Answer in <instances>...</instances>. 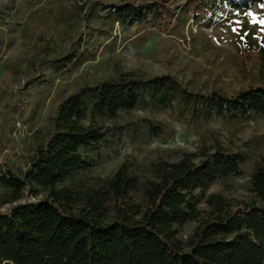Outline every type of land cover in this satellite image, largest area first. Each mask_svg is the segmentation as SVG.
<instances>
[{
    "label": "rangeland",
    "instance_id": "1",
    "mask_svg": "<svg viewBox=\"0 0 264 264\" xmlns=\"http://www.w3.org/2000/svg\"><path fill=\"white\" fill-rule=\"evenodd\" d=\"M118 1L0 0L1 173L26 169L34 148L51 134L61 100L82 85L109 80L120 71L141 79L169 75L202 95L264 80V24L259 23L264 20V0H250L246 9L237 1L223 7L221 0H175L178 8L167 11L169 22L160 20L150 0H135L145 2L140 20L116 21L100 9V3ZM249 36L261 42L256 53L247 55L243 49L255 46ZM166 90L145 85L137 89L133 107L118 110L115 117H92L113 130L90 147L93 165L71 172L61 185L94 186L126 163L141 188L155 178L161 162L187 155L194 162L210 161L215 147L221 146L228 154L237 153L241 164L237 172L209 183L206 194L248 198L250 176L264 165V115L219 114L211 102L183 101L177 86ZM89 121L87 113L85 123ZM34 193L31 201L46 191L36 187ZM9 194L0 183V201ZM131 194L141 201L140 189ZM199 208L207 209L203 203ZM197 223L179 226V238L186 239Z\"/></svg>",
    "mask_w": 264,
    "mask_h": 264
},
{
    "label": "trees",
    "instance_id": "2",
    "mask_svg": "<svg viewBox=\"0 0 264 264\" xmlns=\"http://www.w3.org/2000/svg\"><path fill=\"white\" fill-rule=\"evenodd\" d=\"M234 1L245 9L250 2L221 0L223 7ZM147 3H153L154 12L166 22L167 11L178 8L175 0ZM99 6L116 21L145 16V2L120 0ZM248 38L255 46L243 49L247 55L256 53L261 42ZM145 85L157 90L177 86L183 101L211 102L219 114L264 115V80L228 93L202 95L169 75L141 79L120 71L109 80L80 86L57 105L52 132L34 148L26 169L0 172V183L10 190L0 204L35 197L36 187L46 191L43 198L0 214V264H264V165L250 176L248 198L232 200L205 192L215 179L239 170L240 156L228 154L224 147H215L210 161L194 162L189 155L163 161L155 178L141 188L126 163L94 186L61 185L71 172L93 165L90 147L113 130L92 117H115L118 110L133 107L137 89ZM87 113L90 121L85 123ZM139 189L140 202L131 194ZM200 203L207 209L201 210ZM187 221L198 223L186 239L179 238L178 228Z\"/></svg>",
    "mask_w": 264,
    "mask_h": 264
},
{
    "label": "built area",
    "instance_id": "3",
    "mask_svg": "<svg viewBox=\"0 0 264 264\" xmlns=\"http://www.w3.org/2000/svg\"><path fill=\"white\" fill-rule=\"evenodd\" d=\"M112 10H113V8L110 7V11H112ZM25 201L30 202L31 200L30 199L27 200V199H25L23 197V198H20L18 201H13V202H7V203L0 204V214L7 213L11 208H13L17 204L23 203Z\"/></svg>",
    "mask_w": 264,
    "mask_h": 264
},
{
    "label": "snow or ice",
    "instance_id": "4",
    "mask_svg": "<svg viewBox=\"0 0 264 264\" xmlns=\"http://www.w3.org/2000/svg\"><path fill=\"white\" fill-rule=\"evenodd\" d=\"M247 15H252V14H251V13H247ZM252 22H253L254 24L257 22V21L255 20V17H253V21H252ZM239 23H240V21L237 20V21H236V24H239ZM259 23H260V24H264V20H260ZM232 31H237V29H236V28H233Z\"/></svg>",
    "mask_w": 264,
    "mask_h": 264
}]
</instances>
